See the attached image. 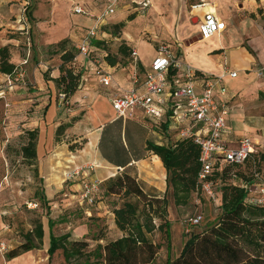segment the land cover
<instances>
[{
	"label": "crops",
	"instance_id": "crops-1",
	"mask_svg": "<svg viewBox=\"0 0 264 264\" xmlns=\"http://www.w3.org/2000/svg\"><path fill=\"white\" fill-rule=\"evenodd\" d=\"M140 1L143 0H121L116 7L117 16H109L104 22L109 25L110 32L103 31L101 36L92 40L88 56H75L73 63L82 71L81 85L67 99L68 105L71 100L75 107L67 108L60 104L59 89L54 82L59 75L61 57L57 58V64L51 66L49 74L36 71L35 65L31 63L35 57L32 47L18 48L19 45H28L16 34L26 26L13 20V17L18 16L22 6L21 0H0V49L6 48L4 52L7 61L16 69L12 74L0 71V88L3 87L5 91L9 89L10 98L17 97L23 105L33 104L32 122L25 119V122H29L27 125L32 123L33 126L26 128V131H37L34 160L37 162L39 177L44 178L51 189L53 185L54 188L61 186L64 181L61 175H57V171H61L57 168V163L60 162L59 147L55 142L57 127L69 123L68 119L73 117L72 113L76 107L88 104L90 109L77 118L72 126L73 130L80 131L77 133L85 142L83 149L78 154L71 153V158L64 157V160L71 164L65 161L61 164L70 169L76 163L77 155L83 154L88 160L86 163L95 165V168H92L95 170L94 175L88 176L87 171L82 176L88 177V181L101 182L126 169L137 178L145 192L159 197L167 190L166 170L160 158L146 150V143L152 141L166 145L171 142L174 133L168 130L166 124L154 123L139 110L133 118H116L110 104L113 96L133 85L131 52L129 55L118 52V46L122 42L130 51L137 52L139 81L136 86L141 89L144 72L156 56V46L160 42L170 44L184 64L200 73L217 75L225 70L236 71L235 78L226 77L222 83L226 88L223 97L229 108L222 141L225 146L234 148L241 138L248 137L256 145H264V114L255 116L248 113L249 110L264 106V0H148L149 5L144 8L140 6ZM199 4L204 5L198 6ZM105 7L106 0H103L101 7L91 4L87 6L101 8L100 10ZM206 12L217 15L225 26L208 38H200L199 25ZM132 13H135V16L128 20L127 16ZM85 14L72 15L73 22L81 31L76 40V47L86 30L95 23V17L92 19ZM120 22L123 27L118 29L116 25ZM145 32L151 35L153 42L144 39L142 34ZM110 41L116 49L114 54H109L102 48L104 42ZM146 45L151 47V51H146ZM107 54L112 57L110 59L114 64L108 62ZM122 59L125 61L120 63L119 60ZM94 60L111 73L112 81L109 86L104 87L98 83L94 75ZM9 77L13 79L10 88L6 83ZM232 81L234 84L229 86ZM15 88L19 91L13 95ZM216 98L221 99L218 95ZM105 133L107 144L102 146ZM127 133L131 147L126 143ZM117 142H121L122 150L117 148ZM62 172L63 175L65 170ZM166 196L171 199L169 193ZM109 214L112 229L113 214ZM42 225L43 238L39 248L22 251L11 259L4 255L5 259L1 260L0 264H53V258L49 260L47 254L48 225L46 226L44 221ZM1 226L6 225L0 220ZM9 231V228L5 229L8 236ZM115 235L118 236L119 233ZM23 242L20 240L13 242V245L9 244L7 252ZM61 262L67 264L63 258Z\"/></svg>",
	"mask_w": 264,
	"mask_h": 264
},
{
	"label": "trees",
	"instance_id": "trees-1",
	"mask_svg": "<svg viewBox=\"0 0 264 264\" xmlns=\"http://www.w3.org/2000/svg\"><path fill=\"white\" fill-rule=\"evenodd\" d=\"M134 16L135 13L129 14L127 19ZM116 27L122 28L123 23ZM5 49H0V71L12 74L16 69L7 61ZM118 52L129 55L131 51L122 42ZM60 57L62 63L54 82L68 99L79 89L82 71L74 65L72 51L63 50ZM106 58L114 64L109 54ZM69 125L61 124L56 131ZM26 133L28 143L22 146L21 152L31 161L36 157L37 131L27 130ZM146 150L157 155L166 170V192L159 197L145 192L137 178L126 169L102 180L99 192L103 191L104 196H117L120 201L110 211L114 234L119 235H110V227L101 225L91 235L95 244L90 248L85 239H70L69 233L56 235L54 222L48 219L49 260L60 250L67 264H264V205H252L247 201L248 190L254 183L253 171L264 172V145L241 165L216 158L208 181L217 190L216 197H220L219 211L202 229L191 227L186 232L189 237L174 256L170 255V199L166 194L169 193L175 207L187 206L193 197L200 199L204 192L203 181L198 177L201 169L199 146L189 138L175 139L173 136L166 145L148 141ZM155 233L160 234V241L153 239ZM42 238L43 225L38 219L33 228L23 234L24 242L8 251L5 257L11 259L22 251L39 248ZM164 245L167 254L161 263L158 255Z\"/></svg>",
	"mask_w": 264,
	"mask_h": 264
},
{
	"label": "rangeland",
	"instance_id": "rangeland-1",
	"mask_svg": "<svg viewBox=\"0 0 264 264\" xmlns=\"http://www.w3.org/2000/svg\"><path fill=\"white\" fill-rule=\"evenodd\" d=\"M21 2L22 6L18 11V16L13 17V20L18 23L22 22L26 26L24 30L18 31L16 34L18 38H23L28 45H19L18 48L32 47L35 57L31 63L35 65L36 71L48 72V74L51 71V66L58 63L57 58L63 50H70L75 56L79 55L76 40L80 37L81 31L77 29L78 25L72 19L74 18L72 17L74 5H81L86 11L85 15L93 19L102 10H100L101 8H87V6L91 4L94 7H101L103 4V0H21ZM117 14L118 11L112 14L110 18L116 17ZM108 28L109 25L104 23L102 30L110 32ZM142 36L147 41L153 42L148 32L143 33ZM102 48L109 54H114L113 51L116 50L111 41L104 42ZM144 48L148 52L151 51L149 45ZM123 60H119V62L122 63ZM233 84L232 81L228 85L232 86ZM8 90L5 98H0V220L3 225H6L0 227V261L5 259L4 255L8 250V245H13L15 241H24L23 234L32 229L38 219L41 222L44 221L46 226L47 220H52L56 235L69 233L70 239H85L92 248L95 244L91 239L92 233L101 225L110 227L112 222L109 213L113 206L118 205L120 201L117 196L102 195L103 191L97 192L92 203L80 200V187L83 183L90 182L86 180L88 177L83 178L82 175H79L73 180L66 181L64 174L76 167L84 170L85 166L89 165L86 163L88 160L84 158L83 154H79L72 168L68 169L61 164L62 161L68 162L64 160V157L71 158V153L78 154L82 151L85 142L82 136L77 133L80 131L73 130L72 126L77 118L90 109V106L84 104L76 107L72 113L74 114L73 117L68 119L70 125L62 131H56L55 142L59 147L58 161H60L57 163V168L61 169V171H57V175H61L64 181L61 182V186L54 188L55 185H53L51 189L45 179L39 177L37 162L25 159L21 152L22 146L28 143L26 128L33 126L32 123L27 125L29 122H25L26 118L32 122L33 104L23 105V102L18 101L17 97V99H11ZM16 91L19 90L13 89V95L17 93ZM66 107L75 106L70 100ZM248 113L260 116L264 114V106L249 110ZM160 129L164 131L162 127ZM107 139V133H105L101 142L102 146L107 144ZM126 143L131 147L128 133ZM261 145H255V149L259 151ZM117 148L122 150L121 142H117ZM63 170L65 173L62 175ZM84 171H88V176L95 174V170L92 169H85ZM215 191L217 190L215 189ZM207 198L204 193L199 200L193 197L190 204L185 207H175L169 198L168 219L171 256L177 254L189 237L183 225L185 218L201 213L202 221L199 226L194 227L197 230L202 229L207 221L216 218L220 197ZM6 228L11 230L9 231L10 236L5 232ZM114 232V227H112L110 235L114 236ZM153 239L160 241V234L155 233ZM166 254L167 249L164 245L159 252L158 261L162 263ZM52 258L53 264H63L62 258L65 261L60 250L56 251Z\"/></svg>",
	"mask_w": 264,
	"mask_h": 264
},
{
	"label": "built area",
	"instance_id": "built-area-1",
	"mask_svg": "<svg viewBox=\"0 0 264 264\" xmlns=\"http://www.w3.org/2000/svg\"><path fill=\"white\" fill-rule=\"evenodd\" d=\"M121 0H106V7L94 18V25L89 27L77 46L80 55L88 56L92 40L103 34L102 26L105 20L117 11ZM142 8L149 5L148 0L139 2ZM204 5V4H199ZM73 12L84 14L81 6H74ZM224 22L215 14L206 12L199 25L200 38H208L224 28ZM133 85L110 100L116 118L127 120L133 118L137 110L158 125L166 124L173 132L175 139L189 138L199 146V161L201 169L199 179L203 181L202 190L209 199L216 198L213 184L208 181L212 166L217 157L234 165L243 164L251 154L256 152L255 143L248 137L238 141L236 147L225 146L222 135L226 128V118L229 112L227 102L223 96L226 88L222 85L224 78H235L236 71L225 70L221 74L213 75L200 73L191 66L184 64L178 54L168 43H158L156 56L144 72L142 89L136 86L139 81L138 58L135 50L131 51ZM94 75L101 86L111 84V73L100 66L97 60ZM13 79L6 80L8 88ZM0 98H5L6 91L0 88ZM218 95L221 99H217ZM60 104L68 105L63 92L58 93ZM7 105V103H6ZM93 164L85 166L91 170ZM84 169V170H85ZM82 168H73L64 174L65 180L70 181L84 174ZM236 179V176H232ZM254 183L248 190V203L264 205V172L253 171ZM97 180L85 182L80 187V200L92 203L99 191ZM202 215L196 214L183 220L185 232L199 225Z\"/></svg>",
	"mask_w": 264,
	"mask_h": 264
}]
</instances>
